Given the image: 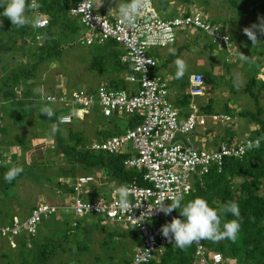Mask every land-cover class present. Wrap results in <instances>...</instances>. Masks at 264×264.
Segmentation results:
<instances>
[{"label": "rangeland", "instance_id": "rangeland-1", "mask_svg": "<svg viewBox=\"0 0 264 264\" xmlns=\"http://www.w3.org/2000/svg\"><path fill=\"white\" fill-rule=\"evenodd\" d=\"M117 1L121 4L118 6L119 10L125 4H132L133 2V0ZM167 1L171 9L180 8L185 10L187 8V10H190L195 8L201 10L207 19L217 23L228 34L231 41L230 46H224L217 42H211L209 36L202 32L188 34L182 31L183 33L181 32L178 35V39L173 45L150 48L149 54L158 59L165 68L168 67L173 75V81L169 82V101L171 103L174 100L176 101L177 97L185 92L184 88L187 85L185 82L188 80V74L198 70L203 74L204 93L194 98L195 103L198 106H208L212 113L209 115L226 114L231 120L212 124L209 115L198 112L203 123L196 124L194 131L201 132V134L197 133L195 134L197 135L196 137H191L192 141L198 146L213 148L217 146L215 144L221 139L227 141L241 139L248 132L247 124L250 123V120L248 117L239 116L238 113L244 110H254L253 101L245 93L244 87L252 73L255 74L257 83L264 81V35L257 32V37L260 41L252 46L251 41L242 31L245 27L259 24L260 18L257 15L249 14L248 10L253 5L258 7L259 2L257 0H234L244 10L247 9L248 14H245V12L237 11L236 7H233L230 3L231 0H190V4L186 5L179 4L176 0ZM102 3L105 8L110 4L108 0H103ZM116 5L113 4L111 6L114 8ZM98 10L105 11L104 9L101 10L100 7ZM31 17L35 18V15L32 14ZM67 22L73 30L59 31L62 33L60 36L56 32L52 35L55 40H61L60 42L56 40L58 42L56 44L63 48L61 52L56 55L55 53L45 54V59L36 62L32 70L33 74L25 81L28 88H30L29 93L36 96V102H39L36 107L39 109L42 106H49L53 108L55 115L67 114L69 112L68 106L55 104L54 102H44L43 97L46 93L65 88H89L94 92L97 85L106 83L108 77L114 75V71L108 72L104 69L98 70L89 67L90 57L95 51H93L94 48L90 49L88 45L82 42L85 34L84 26L80 23L78 17L72 20L69 18ZM55 30L58 31L57 29ZM0 37L2 39L0 40V78L7 75L8 69H19L23 65L35 61L37 54L32 55L31 51H41L34 47L29 48L28 52H24L25 46H23V49L18 47L20 38L11 35L7 38L3 30L0 33ZM31 39L34 40L32 37ZM43 39L46 38L43 37ZM182 43L183 46L179 47ZM115 49L116 47L112 46V49L108 48L106 50H109L105 59L107 64H110L113 59L119 60L120 51ZM170 49H175L176 54L171 55ZM240 53L247 58L241 60ZM177 58L183 59L187 64V71L182 79L175 77L177 69L174 61ZM164 66L158 68V72L164 70ZM183 81L184 87H182ZM256 88H258L257 85ZM18 89L16 87L14 89L15 92L12 93L9 88L3 87L0 82V110L6 114L0 123L2 126L6 125L3 136L0 132V139L2 137L6 142L10 140L13 142L15 133L18 132L19 136L27 142V149L25 150L16 145H6L0 148V161L21 166L23 168L22 173H24L22 177L15 181L13 186L3 190L0 189V220L2 221L8 219L11 215L21 218L26 216L33 204L45 202L64 206L70 198L69 194L62 192L55 186L59 182L66 183V176L68 175L66 170L68 165L59 164L60 159L54 156L53 153L52 146L55 142L49 136V131L52 130V126L55 123L49 121L42 114V119L44 118L45 120H42L39 126L48 127L46 134L42 135L43 137L38 135V133L43 132V129L38 132L36 129H31L29 125H25L21 129L9 125L10 119L16 114V107L9 108V98H11V94L12 98H17ZM260 102L264 106V98ZM71 112L72 122L69 125H60L62 131L58 132L61 135L58 136L66 142L69 127L72 132H80L79 134H81L82 142L86 148L92 141L100 140L105 133L109 135L123 130L126 123H128L124 114L118 113L113 114L109 118L103 117L96 107H92L87 114L80 112L78 109H74ZM207 128L211 133L208 132V134L204 135ZM11 132L15 133L12 134ZM22 141L18 143L22 144ZM39 147L41 148L37 152L40 159L37 160L38 158L33 155L36 153L34 149ZM77 172L91 174L93 177L99 176V173L93 169L81 168ZM89 186H91V183ZM96 191L100 194L103 189L98 188ZM258 193L264 196V180L258 189ZM59 210L61 209L59 208ZM4 212L8 214L3 217L2 213ZM97 217L96 215H89L76 218L77 227H66L65 224L60 222L62 220L70 221L71 224L74 215L70 211L67 213L59 211L48 215L38 225L37 236L34 237V240L41 239L44 234L50 235L56 230L70 233L67 238H56L57 236H55L47 240L49 244L63 249L61 255L55 256L57 259L54 257L50 264H59L58 261H64V264H112L118 258V250L116 248L111 250V248L103 247L101 238L108 229V225L115 229L116 225L106 221L103 222ZM161 220V218L150 219L147 222L155 225L161 224ZM80 227L83 229V233L79 231ZM128 241L125 240V242ZM77 245H86L88 248L86 250H78V248H75ZM108 245L111 246V243ZM137 246L138 244H132L130 250H134ZM0 251H7L4 242L0 243ZM7 254L11 258L12 264H19L20 257L17 256L16 249L8 250ZM228 263L232 264V260H229ZM0 264H5V260L0 258Z\"/></svg>", "mask_w": 264, "mask_h": 264}, {"label": "built area", "instance_id": "built-area-1", "mask_svg": "<svg viewBox=\"0 0 264 264\" xmlns=\"http://www.w3.org/2000/svg\"><path fill=\"white\" fill-rule=\"evenodd\" d=\"M98 1L77 0L68 9V15L78 17L84 25L82 42L85 45L101 44L108 39L119 45V62L130 68L122 74L126 87L114 88L102 83L96 86L94 92L81 88L61 89L46 93L43 100L69 107V113L59 116L64 119L62 124L72 121V110L78 109L87 114L92 107H96L103 117L120 113L135 118L133 124L125 126L120 132L92 141L88 149L125 155L121 164L140 171L145 184H120L109 190L107 198H87L84 188L93 177L77 175L69 183L73 194L64 206L36 203L22 218L11 216L0 220V238L13 248L17 237L34 235L41 220L48 215L59 211H70L74 216L97 215L136 230L139 244L133 250L129 264H141L155 258L166 245H175L161 235L163 224H148V220L158 219L163 213L155 206L161 201H172L174 196H184L195 179L211 167L219 171L224 157L240 158L250 139L219 143L213 148L196 145L190 137L195 125L202 124L203 120L193 100L204 93L203 75L200 72L189 74L185 93L190 100L184 113H178L179 108L168 99V79L156 72L158 62L149 54L150 48L173 45L182 31L188 34L202 32L209 36L211 42L230 46V37L217 23L195 8L186 11L177 8L176 14L165 17L157 13L151 0H140L134 13L135 24L129 26L122 20L121 9L131 4H125L120 10L117 7L100 11ZM35 4L37 7V0ZM36 7L30 10L38 21V25L32 27L31 37L38 41V32L48 21ZM209 117L212 124L231 120L226 114ZM121 188L128 191L127 201L133 206L130 211L120 204ZM193 244V258L197 264H230L229 257L223 252L207 249L201 243Z\"/></svg>", "mask_w": 264, "mask_h": 264}, {"label": "trees", "instance_id": "trees-1", "mask_svg": "<svg viewBox=\"0 0 264 264\" xmlns=\"http://www.w3.org/2000/svg\"><path fill=\"white\" fill-rule=\"evenodd\" d=\"M76 1L77 0H37L36 9L47 17L48 23L44 29H42L43 32H38L40 33V40L34 41L32 39L27 40V38L33 34L31 26L16 29L11 25V22L7 18L3 17V5L6 3V0H0V33L3 30L7 35V38H9L10 35L18 36L20 38L18 47L23 49V46H25L24 52H28L29 48L34 47L41 50L31 51L32 55L37 54L35 61L30 64L23 65L19 69H8L7 75L0 78V82L3 84V87L9 88L12 93L15 92L14 89L16 87L19 88L17 92L18 97L14 99L12 98L11 94V98H9V108L16 107V114L10 119V126L12 125L14 128L16 127L17 129H21L24 128L25 125H29L31 126V129H36L38 132H41L43 129V132L38 133L39 137H43L42 135L46 134L48 127L39 126L41 121L45 120L44 118L42 119V114H38V108L36 105L39 102H36V96L29 93L30 88H28V85H26L25 81L33 74L32 70L35 67L36 62L45 59V54L47 55L48 53H55L56 55L61 52V49H63L59 47L58 44H56L58 43L56 42L57 39L55 40L52 35L56 32V34L60 36L62 34L60 32L73 30V28L68 25L67 19L70 18V20H72L75 17L68 15V9L73 6ZM176 1L179 2V4H190V0ZM257 1L259 2V6L257 7L253 5L249 7V14L257 15L259 18H264V0ZM151 3L157 13L165 17L174 15L177 12L175 8L171 9L167 0H151ZM230 3L233 5V7H236L235 9L237 11L248 14L247 9L244 10V8L236 4L234 0H231ZM186 10L187 8H185V11ZM32 14L35 15L34 13H31V11L27 13V15L30 17ZM42 36L46 39H43ZM0 40H2L1 37ZM57 41L60 42L61 40L58 39ZM88 46L90 49L94 48L93 51H95L90 57L89 67L98 70L104 69L108 72L114 71V75L108 77L106 83H104L114 88H125L126 82H124L122 78V73L130 70L128 65L119 62L118 59H113L110 64L105 62V59L108 55L107 53H109V50H106L108 48L112 49L113 46L116 47L115 50L118 49V51H120L119 53H121L119 45L114 40L108 39L101 44L95 43ZM254 75L255 74L252 73L249 76L244 87L245 93H247L253 101L254 110H244L238 114L242 117H248L250 122L255 124L256 127L254 129L248 130V132L245 133L244 136L239 140L227 141L221 139L222 141H218V143L215 145H218L219 143L238 142L243 139L256 140L257 138H261L260 147L252 150H248L245 147L244 154L240 158L224 157L220 170L217 171L214 167H211L207 173L201 175L199 178H196L191 189L186 194H184L183 200L181 201L182 204H185L196 197H200L204 198L210 207L217 210L224 203L229 201L236 202L238 204L240 209L239 222L241 227L236 239L234 241L224 239L218 242H213L211 240H203L200 242L207 249L223 252L224 255L228 256L229 259L232 260V264H264V196L258 193V189L264 180V106L260 102L261 96L264 92V81L257 83ZM185 84H187V82H185ZM185 84L183 81L182 87H184ZM256 85L258 88H256ZM65 90L69 91L72 89L65 88ZM86 90L93 92V90L89 88ZM189 100V96L184 92L181 94V96L177 97L176 101L174 100L173 106L179 108L180 111L178 113L183 114ZM196 106L198 107V112L201 114H212L211 110L208 109V106H198L197 104ZM68 110H70L69 107ZM4 115L6 114L2 113L0 110V123L3 121ZM60 115L63 114H56L53 118L47 119L52 123H56V117H59ZM126 118L128 121L126 126H130L133 122H135V118L133 117ZM70 123L63 125H69ZM5 127V124L4 126H2V124L0 125V132L2 136L5 131ZM208 132L210 131L207 128L204 132V135L208 134ZM11 133L13 134L15 132ZM49 133V136L55 142L52 146L54 156L60 159L59 164L64 163L65 165H68L66 169L68 171V175L66 177L70 176L69 179H73V177L77 176L79 174L77 171L81 168L93 170L103 168L105 169L106 178L109 182L115 184H145V182L141 179L140 171L125 168L121 164V160L125 155L107 154L105 152L92 151L88 149V147L86 148L85 144L82 142V136L79 134L80 132H72L69 127L67 131L66 142L60 139L58 136L60 134H58V132L53 134L52 130H50ZM197 133L201 134V132H195L193 130L192 137H196L197 135L195 134ZM105 136H108V133H105L102 138ZM14 139L15 140L13 142L11 140L6 142L1 137L0 148L6 145H16L21 147L22 150L27 149V142L19 136L18 132L15 133ZM19 141H22V144H19ZM12 166H16V164H6L0 161L1 190L13 186L15 181L24 174L21 173L18 175L17 178L11 183L5 182L4 174ZM88 175L91 176V174ZM48 179H50V177H48ZM236 179L238 180L235 181ZM55 186L66 194H73L72 187L68 182H59L56 183ZM171 202L172 201H168L165 204H170ZM82 217L87 216H74L73 221L71 220V224L70 221L64 220H62L60 223L65 224L66 227H77V222L75 219ZM173 217L183 219L179 216V212L174 210L170 215H165L162 213L160 216L162 219L161 224L164 225L169 223ZM97 218L103 222H109L102 216H98ZM232 219H235V217L231 216L230 214L222 217V221ZM109 223L115 224L116 229L108 225V229L102 235L101 245L107 249L111 248L112 250L116 248L118 250V258L114 260L112 264H129L132 260L133 254V250H130L131 245L139 244L138 234L136 230L130 226L122 227L121 225L113 222ZM79 231L83 233V229L81 227L79 228ZM36 234L37 231L29 238H25L24 236L17 237L15 239L16 245L13 248L9 247L3 238H0V241L5 243L7 251L16 249L17 256L20 257L19 264H50V261L53 260L55 256L58 257L61 255L63 249L49 244L47 240L55 236H57L56 238H67L70 233L63 230H56L50 235L44 234L41 239L34 240V237L37 236ZM125 240L129 241L125 242ZM109 243H111V246L108 245ZM75 248H78V250H86L88 246L77 245ZM193 250L194 244H191L190 246L183 249L178 248L176 245L168 244L159 254H157L155 258L141 264H197L193 258ZM7 251H0V258L5 260V264H12V260L9 258ZM57 257H55V259H57ZM58 263L64 264V261H58Z\"/></svg>", "mask_w": 264, "mask_h": 264}, {"label": "clouds", "instance_id": "clouds-1", "mask_svg": "<svg viewBox=\"0 0 264 264\" xmlns=\"http://www.w3.org/2000/svg\"><path fill=\"white\" fill-rule=\"evenodd\" d=\"M140 0H133V3L121 9L122 20L129 26H134L137 7ZM36 7L35 0H6L3 5V17L7 18L13 27L20 29L26 26L36 27L38 21L27 13ZM243 33L251 41L252 46L256 45L260 40L257 37V32L264 35V18H260L259 24H253L245 27ZM26 39V38H25ZM231 42V41H230ZM171 55H175V49L169 50ZM247 57L240 53V59L244 60ZM176 66L175 77L182 79L187 71V64L183 59L177 58L174 61ZM203 80V77L201 78ZM38 114H44L45 117L51 119L55 113L53 108L42 106L38 109ZM64 122L63 117H56V123L52 126V133L62 131L60 125ZM260 139L248 140L246 148L248 150L257 149L260 147ZM23 172L21 166H12L4 174V180L11 183ZM72 179L66 182L70 183ZM121 206L130 211L131 206L127 201L128 191L126 188L119 190ZM183 196H174L170 204H165L162 201L157 204L158 210L165 215H170L174 210L179 212V216L183 219L173 217L169 223L161 226V235L174 243L178 248H186L193 243L199 244L203 240H211L218 242L224 239L234 241L240 230V209L236 202H226L218 210L209 206L204 198L196 197L185 204H182ZM231 215L235 217L232 220L222 221V217ZM221 252V251H220Z\"/></svg>", "mask_w": 264, "mask_h": 264}, {"label": "crops", "instance_id": "crops-1", "mask_svg": "<svg viewBox=\"0 0 264 264\" xmlns=\"http://www.w3.org/2000/svg\"><path fill=\"white\" fill-rule=\"evenodd\" d=\"M109 2H110V4L107 6V8H105L104 6H103V0H99L98 1V4H99V6H98V8L100 7L101 8V10L102 9H104L105 11H109L110 9H112V7L113 6H111V5H113V4H117L114 8H117L118 6H120L121 4H119L118 3V1L117 0H108ZM113 3V4H112ZM183 46V43L181 44V45H179V47H182ZM156 59V58H155ZM157 60V62H158V66H157V68H156V72L159 74V75H161V76H164V77H166L167 79H168V83L170 82V81H173L172 80V78H173V75H172V73H171V70H169L168 69V67H166L165 68V66L164 65H162V63H160L159 61H158V59H156ZM161 66H164V70H162L161 72H158V68H161ZM194 72H199L198 70H196V71H194ZM201 73V72H200ZM191 74V73H190ZM189 75V74H188ZM170 84V83H169ZM184 90H185V88H184ZM183 90V91H184ZM173 92V91H172ZM263 98H264V92H263V94H262V96H261V101L263 100ZM171 102V101H170ZM172 105H173V102L171 103ZM109 118V117H108ZM134 123V122H133ZM132 123V124H133ZM247 129L248 130H251V129H254L255 127H256V125L255 124H253L252 122H250V123H248L247 124ZM209 133H211V132H209ZM111 134H113V133H111ZM110 135V134H109ZM101 139V138H100ZM40 148L41 147H39L38 149H34L35 151H36V153L33 155V156H35V157H37L38 159L37 160H39L40 159V156H39V153L37 152V150H40ZM96 171L99 173V176L97 177H93L92 175V177H93V180L92 181H90V182H88L86 185H85V196L87 197V198H93V197H104V198H107L108 196H109V190L112 188V187H114V186H116V185H120V184H115V183H112V182H109V181H107V178H106V174H105V169H103V168H101V169H96ZM78 175H88V174H83V173H79ZM70 177V176H69ZM69 177H66V180L68 181L69 180ZM91 183V186H89V184ZM98 188H102L103 189V191L100 193V194H98V192L96 191V189H98ZM70 199V198H69ZM69 199H68V201H69ZM34 205V204H33ZM32 205V206H33ZM29 211V210H28ZM7 212H4V213H2V216L4 215H6L7 216ZM26 215H27V213H26ZM1 216V217H2ZM3 216V217H4ZM12 216V215H11ZM11 216H9V217H11ZM0 243H2V241H0Z\"/></svg>", "mask_w": 264, "mask_h": 264}]
</instances>
